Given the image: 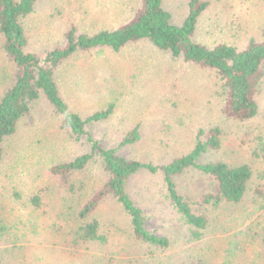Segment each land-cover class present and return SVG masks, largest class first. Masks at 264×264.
I'll return each mask as SVG.
<instances>
[{
	"label": "rangeland",
	"instance_id": "1",
	"mask_svg": "<svg viewBox=\"0 0 264 264\" xmlns=\"http://www.w3.org/2000/svg\"><path fill=\"white\" fill-rule=\"evenodd\" d=\"M188 1L162 0L174 24L185 17ZM202 1L209 6L194 36L200 44L244 49L251 38L264 41V0ZM139 8L140 0H39L21 20L26 51L43 57L63 48L70 30L85 35L113 30ZM3 41L0 34V98L13 70ZM53 77L69 113L84 119L110 105L113 109L76 138L50 106L40 104L4 142L0 220L7 228L0 243L1 264H263L264 79L256 95L258 115L240 122L225 113L226 94L214 71L174 59L147 41L119 52L100 47L77 51L55 68ZM136 127L138 140L121 146ZM213 127L222 131L220 148L204 154L200 163L250 164L253 177L237 205L205 202V196L216 195L217 186L199 172L187 171L175 179L177 192L192 212L207 221L202 236L194 239L173 209L160 168L188 154L198 131ZM87 136L120 158L159 168L154 175L147 170L131 175L125 193L142 211L145 229L169 241L166 249L136 240L129 217L112 197L88 217L99 222L104 242L77 240L76 231L84 222H74L77 207L62 194L49 170L89 154ZM84 174L91 192L107 182L98 157ZM35 196L40 198L37 210L31 204Z\"/></svg>",
	"mask_w": 264,
	"mask_h": 264
},
{
	"label": "trees",
	"instance_id": "2",
	"mask_svg": "<svg viewBox=\"0 0 264 264\" xmlns=\"http://www.w3.org/2000/svg\"><path fill=\"white\" fill-rule=\"evenodd\" d=\"M38 1L0 0V34L4 39L2 50L13 65L10 84L0 98V162L4 142L16 133L18 123L40 104L50 106L62 118V127L76 138L86 135L85 126L109 116L113 105L84 119L69 113L53 77L55 68L77 51H89L97 47L119 52L131 43L147 41L157 50L170 53L174 59L214 71L226 94L225 113L229 118L244 122L258 115L256 95L264 79V41L258 42L251 38L244 49L227 44L209 48L197 42L194 36L198 21L209 6L207 2L189 0L185 17L180 24H174L162 0H140V8L118 28L102 30L93 35L77 34L72 29L66 35L67 42L63 48L54 49L42 57L26 51L28 40L21 24V20L34 11ZM134 130L131 133L133 138L130 140L129 135L120 143L121 146L138 140V127ZM221 135L219 127L207 132L198 131L193 149L188 154L160 168L173 209L191 228L194 239L202 236L207 221L192 212L184 197L177 192L175 179L187 171L199 172L215 180L217 186L216 195L205 196V202L237 205L244 199L253 177L250 164L230 166L222 161L200 163L204 154L220 148ZM87 140L91 149L89 154L55 164L49 170L62 194L77 207L76 217L72 218L74 222H84L76 231L77 240L104 242L105 238L99 235V222L88 221V217L101 201L112 197L129 217L136 240L166 249L169 241L145 229L142 211L125 193V183L131 175L139 170H147L154 175L159 168L140 161H127L118 157L114 150L103 149L88 136ZM261 151L264 152V148ZM95 157L102 160L107 182L102 188L91 192L83 178H86L84 173ZM31 204L37 210L40 207L39 196L32 198ZM6 228L0 220V243ZM260 256L264 264V236L260 241Z\"/></svg>",
	"mask_w": 264,
	"mask_h": 264
}]
</instances>
